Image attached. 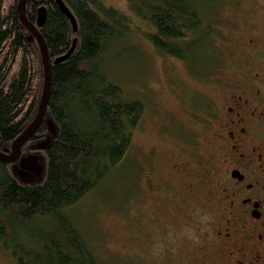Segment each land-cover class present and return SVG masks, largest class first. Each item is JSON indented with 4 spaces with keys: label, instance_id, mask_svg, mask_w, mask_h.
I'll return each mask as SVG.
<instances>
[{
    "label": "trees",
    "instance_id": "16d2710c",
    "mask_svg": "<svg viewBox=\"0 0 264 264\" xmlns=\"http://www.w3.org/2000/svg\"><path fill=\"white\" fill-rule=\"evenodd\" d=\"M63 1L76 18L77 32L56 0L26 3L34 24L38 10L47 11L38 29L52 66L45 118L22 147V156L39 157L42 173L23 175L18 162L0 161V242L16 264H99L69 211L119 168L145 114V105L127 100L101 70L109 49L133 31L132 15L151 24L150 43L191 64L194 77H213L225 63V54L214 50L216 25L203 10L206 0H127L129 12L103 0ZM18 3L0 0V151L6 153L35 119L44 85L41 51L20 19ZM76 38L69 59L53 64ZM203 101L196 96L192 107Z\"/></svg>",
    "mask_w": 264,
    "mask_h": 264
},
{
    "label": "rangeland",
    "instance_id": "374dc122",
    "mask_svg": "<svg viewBox=\"0 0 264 264\" xmlns=\"http://www.w3.org/2000/svg\"><path fill=\"white\" fill-rule=\"evenodd\" d=\"M103 1L130 11L127 0ZM203 10L208 19L215 20L213 49L225 54L223 62L228 67L227 49L233 41L227 36L231 33L241 43L244 40L239 38L251 35L264 43V0H206ZM132 26L128 38L105 54L101 70L109 81L122 87L127 100L141 101L145 114L134 131L132 149L119 168L69 213L99 264H178L180 245L182 248L185 240L196 238L198 221L180 227L177 212L160 206L158 199L172 208L163 183L149 175L152 170L165 172L170 159L191 164L192 153L187 147L195 141L202 149L209 148V141L193 123L192 104L196 96L205 95L220 101L221 93H213L211 87L216 80L228 78L229 70H220L214 81L200 80L190 73L191 64L160 53L150 43L147 35L155 32L151 24L132 15ZM164 211L169 215L166 221ZM0 264H16L11 250L1 242Z\"/></svg>",
    "mask_w": 264,
    "mask_h": 264
},
{
    "label": "flooded vegetation",
    "instance_id": "af4514ba",
    "mask_svg": "<svg viewBox=\"0 0 264 264\" xmlns=\"http://www.w3.org/2000/svg\"><path fill=\"white\" fill-rule=\"evenodd\" d=\"M227 37L231 62L220 70L229 77L206 79L216 80L211 91L220 101L205 95L193 111L209 148L195 141L187 147L191 164L174 158L165 172H150L172 206L158 199L161 208L176 211L180 227L198 221L196 238L180 245L178 264H264V43Z\"/></svg>",
    "mask_w": 264,
    "mask_h": 264
},
{
    "label": "water",
    "instance_id": "95a60500",
    "mask_svg": "<svg viewBox=\"0 0 264 264\" xmlns=\"http://www.w3.org/2000/svg\"><path fill=\"white\" fill-rule=\"evenodd\" d=\"M62 12L67 16L70 20L73 29L75 32L78 30V25L76 18L73 13L67 7L63 0H56ZM26 3L27 0H19L18 10L22 23L29 30L30 39H36L38 42L42 61H43V70H44V85L43 92L41 97V102L39 106L38 113L32 123L24 130V132L14 141L11 147V151L9 153L0 151V161L8 164L19 163L20 169L23 171H27L35 176H39L42 173L43 166L39 161V157L37 155H28L22 156V147L25 143L30 139V137L35 133L36 129L42 123L45 118L47 112L48 101L50 97V89H51V66L52 62L48 53V48L44 38L42 37L39 27H42L46 21L47 11L44 7H41L38 10L37 23L34 24L30 22L26 16ZM77 43V38L74 39L73 45L71 49L65 54L53 61V64L57 65L67 59L72 55L75 50ZM44 144L39 146L40 149H43Z\"/></svg>",
    "mask_w": 264,
    "mask_h": 264
}]
</instances>
